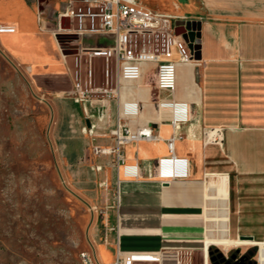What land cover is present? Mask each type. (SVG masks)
Segmentation results:
<instances>
[{
    "label": "crops",
    "instance_id": "1",
    "mask_svg": "<svg viewBox=\"0 0 264 264\" xmlns=\"http://www.w3.org/2000/svg\"><path fill=\"white\" fill-rule=\"evenodd\" d=\"M83 3L0 0V23L16 27L15 33L0 34L10 53L0 46L27 70L48 75L65 72L73 87L77 67L70 56H63L56 32L68 6ZM135 3L200 21V58L178 65L174 90L157 87L155 78L147 83L146 77L153 75L148 72L139 80L122 82L121 103L117 98L65 99L64 120L71 124L64 132L78 138L74 146H67L72 156L65 161L78 162L92 148L115 146L111 132L119 118L132 130L151 127L155 137L123 144L119 163L109 154L95 156L98 170L111 166L106 183L116 192L111 226L95 243L97 255L104 262H112L117 252L157 262L167 253L182 260L184 254L202 252L204 264L205 251L209 259V249L215 245L205 250L209 240L231 242L242 236L264 240V0ZM75 37L77 45L81 38ZM90 40L107 41L98 36ZM96 58L99 83L102 72ZM85 66L83 61V71ZM51 95L53 108L62 116L60 93ZM161 100L186 102L189 117L173 121L168 109L159 110ZM127 101L139 103L137 115L122 117V104ZM90 123L91 131L85 133L83 128ZM215 128L222 130L221 141L208 138ZM171 139L175 153L189 159L187 176L160 175L158 160L169 155ZM126 165L136 166L137 174H126ZM234 247L239 245L221 248Z\"/></svg>",
    "mask_w": 264,
    "mask_h": 264
},
{
    "label": "rangeland",
    "instance_id": "2",
    "mask_svg": "<svg viewBox=\"0 0 264 264\" xmlns=\"http://www.w3.org/2000/svg\"><path fill=\"white\" fill-rule=\"evenodd\" d=\"M57 36L63 50L77 46L75 36L66 32ZM83 42L94 44L90 39ZM0 43L10 53L7 44L1 39ZM2 47L0 264H82L80 253L90 250L100 237L104 239L111 226V210L116 203L115 186L106 183L111 166L98 170L95 156L99 154L93 148L86 159L82 156L78 162L65 161L72 156L67 146H74L78 140L75 133L64 132L71 122L64 120L68 104L63 101L74 99L69 76L65 72L48 75L27 70ZM76 55L63 52L75 66L80 56ZM95 64L102 72L104 58L97 57ZM153 80V75L146 77L147 83ZM53 92L61 95L63 117L53 108ZM182 264H203V253L184 254Z\"/></svg>",
    "mask_w": 264,
    "mask_h": 264
},
{
    "label": "built area",
    "instance_id": "3",
    "mask_svg": "<svg viewBox=\"0 0 264 264\" xmlns=\"http://www.w3.org/2000/svg\"><path fill=\"white\" fill-rule=\"evenodd\" d=\"M83 4L74 7L70 4L62 14L69 19V26L60 22L56 35L66 32L78 36L81 41L77 50L74 85L71 90L76 101L117 98L121 103V84L124 80H139L146 73L153 72L157 87L174 90L177 85V69L180 63L196 62L195 49L190 48L183 35L176 34L177 20H186L158 10L145 9L135 0H83ZM16 27L0 23V34L15 33ZM104 37L106 43L85 45V38ZM87 59H83V56ZM81 57V58H80ZM104 58L101 81L95 76L93 58ZM85 61V70L82 63ZM159 110L168 109L173 121L186 120L190 108L186 102L161 100ZM139 112V103L127 101L122 104V117L135 116ZM92 124H85L83 131L90 133ZM111 134L115 137L113 147L94 148L96 154H111L122 160V146L131 140L151 139L155 137L151 127L132 130L119 118ZM222 130L209 131L208 138L221 141ZM169 155L158 160L160 175L166 179L188 175L189 159L175 153L174 140H169ZM125 173L136 175V166L126 165ZM82 264H135L144 262L142 256L117 252L112 262H104L97 255L95 246L80 253ZM160 264L167 262L182 264L175 253L159 257Z\"/></svg>",
    "mask_w": 264,
    "mask_h": 264
},
{
    "label": "flooded vegetation",
    "instance_id": "4",
    "mask_svg": "<svg viewBox=\"0 0 264 264\" xmlns=\"http://www.w3.org/2000/svg\"><path fill=\"white\" fill-rule=\"evenodd\" d=\"M209 252L210 264H258L259 253L256 245L246 249L237 247L228 252L214 245Z\"/></svg>",
    "mask_w": 264,
    "mask_h": 264
},
{
    "label": "water",
    "instance_id": "5",
    "mask_svg": "<svg viewBox=\"0 0 264 264\" xmlns=\"http://www.w3.org/2000/svg\"><path fill=\"white\" fill-rule=\"evenodd\" d=\"M61 23L64 27H68L69 26V19L68 18H62L61 19ZM176 24V34L177 35H183L185 40L187 42H190V48L191 49H195V57L197 59L200 58V45L198 43V39L201 36V27H202V23L200 21H192V20H177L175 22ZM64 54H74L77 52V50L75 49H69L63 50ZM242 239H253V237L251 236H242ZM212 247V246H211ZM210 247V249H211ZM209 249V250H210ZM211 253V252H209ZM208 253V254H209ZM211 261V259H210Z\"/></svg>",
    "mask_w": 264,
    "mask_h": 264
},
{
    "label": "bare ground",
    "instance_id": "6",
    "mask_svg": "<svg viewBox=\"0 0 264 264\" xmlns=\"http://www.w3.org/2000/svg\"><path fill=\"white\" fill-rule=\"evenodd\" d=\"M212 244L221 246V247H228L231 245H239V246H248V245H256L258 246V253H259V263L264 264V240L261 241H254L253 239H242L237 241H224V240H209L206 242L205 250L210 247ZM204 264H210L207 252L205 251V258ZM182 263V262H181ZM176 264V263H175Z\"/></svg>",
    "mask_w": 264,
    "mask_h": 264
}]
</instances>
